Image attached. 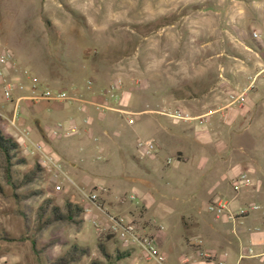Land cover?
<instances>
[{
  "label": "rangeland",
  "instance_id": "1",
  "mask_svg": "<svg viewBox=\"0 0 264 264\" xmlns=\"http://www.w3.org/2000/svg\"><path fill=\"white\" fill-rule=\"evenodd\" d=\"M222 17L216 0H0V51L9 50L14 61L5 69L7 77L25 87L36 82L64 90L80 100L53 103L65 112L59 118L50 113L48 119L44 102L20 101L19 110L25 109L12 125L16 90L11 102L0 95V131L18 144L19 157L26 161L15 168V176L36 163L43 169L37 182L14 192L41 195L19 201L0 172V264H47L73 244L89 254L71 264L104 261L96 249L99 242L111 257L115 248L129 251L127 258L110 264H153L138 250L103 238L106 215L133 221L160 250L163 243V251H177L178 264L182 256L199 261L198 250L212 252L207 259L225 264H264V242L250 238L262 224L251 215L264 208L241 223L207 210L220 200L240 216L247 204H260L261 198L250 195L255 182L264 180V88L261 99L234 123L236 117L224 106L235 89L219 83L226 76L221 59L237 51L232 44H219L216 27L224 23ZM250 35L260 38L255 30ZM115 81L121 83L120 107L133 115L99 114L93 107L88 114L72 110L76 104L86 106L88 91L97 96ZM175 109L193 116L213 112L204 125L159 114ZM57 123L76 132L53 137L49 131ZM140 141L153 144L151 155L137 148ZM255 148L259 156L253 162ZM51 161L60 165L57 180ZM255 163L262 175L251 172ZM240 171L252 185L234 192L230 179ZM94 191L98 198L92 203L86 197ZM45 198L55 205L64 199L78 205L81 223L54 225L32 238L34 210Z\"/></svg>",
  "mask_w": 264,
  "mask_h": 264
},
{
  "label": "built area",
  "instance_id": "2",
  "mask_svg": "<svg viewBox=\"0 0 264 264\" xmlns=\"http://www.w3.org/2000/svg\"><path fill=\"white\" fill-rule=\"evenodd\" d=\"M253 37H258L256 32L252 33ZM14 65L12 54L9 50L3 49L0 51V95L3 100L10 101L13 97V91L16 90L19 94L14 97V105L12 106V116L11 124L14 125L18 119L19 115V102L26 100L31 104H37L40 102L44 103H59L64 104L69 101H74V97H70L64 90H51L46 86L39 83L33 82L29 87H25L23 84L14 82L7 77L6 68L12 67ZM264 78V69L255 72L248 79L247 84L238 89L229 91L226 95L227 107H241L251 90L255 87L258 80ZM91 81H87V85L90 86ZM120 81L113 82L110 86L100 91L98 94L99 100L92 102L93 107L99 114H105L106 112H117L119 114H125L128 116L134 113L129 112L121 108L120 102ZM213 111L201 114V115H190L188 112L183 110H173L167 111L162 110L159 114L167 116L172 119L180 120L183 122H195L197 125H204L208 122V117ZM130 120V118L128 117ZM76 128L74 126H69L63 128L60 123H57L50 131L49 134L53 137H58L60 135L68 136L74 134ZM35 149H40L39 145H35ZM137 148L142 150L144 155H151L154 151V146L151 143L138 142ZM53 167L55 168L53 173V178L57 180L59 174L61 173L60 165L57 162L51 161ZM230 185L234 192H237L241 188L249 187L252 185L251 180L243 171L238 172L230 179ZM56 189H60L59 185H56ZM102 190V189H101ZM90 202L95 203L98 198V193L96 191L91 192L86 197ZM250 210H257L259 206L252 204L249 207ZM88 211V209H85ZM207 210L213 212L215 217L225 216L228 220H233L234 215L226 210L225 204L220 200H214L212 203L207 205ZM246 213L245 210H240V215ZM108 224L104 227V230L114 236L116 241L128 248L136 249L139 251L140 255L145 261L152 262L153 264H170L164 253L160 251L156 242L151 235L144 232V229L139 228L133 221L128 220L121 215H106ZM92 225L95 228H99V224L92 219ZM264 229V228H262ZM250 252V249H248ZM196 257L199 261H203L206 264H224L223 261L213 262L212 259H207L210 257L209 254L203 253L202 251H196ZM195 260V259H194ZM191 262V257L182 256L180 258L181 264H189Z\"/></svg>",
  "mask_w": 264,
  "mask_h": 264
},
{
  "label": "crops",
  "instance_id": "3",
  "mask_svg": "<svg viewBox=\"0 0 264 264\" xmlns=\"http://www.w3.org/2000/svg\"><path fill=\"white\" fill-rule=\"evenodd\" d=\"M217 5V13H222L223 17L221 19L224 20V23H219L216 27V29L220 30L221 36L219 38V44L222 45H229L232 44V46L236 47L237 54L231 55L225 58H222L221 61L224 62V73L225 77L222 78V81H220V85L223 84H229L227 86H231L232 89L238 90L242 88L245 85V80L252 75L254 72H258L262 69H264V0H216ZM231 30L230 36L225 35V33L228 34L227 31ZM252 30H255L259 32L260 38L258 40H254L251 38L250 32ZM230 63V64H229ZM226 65V66H225ZM261 82L259 84V82ZM255 84V87L251 90L249 93L245 103L242 105V107H227V110L232 111V115L235 118L234 123L237 124L239 119H242L245 114H248L249 110L253 105H255L260 97L259 90L264 88V78L258 80ZM259 84V85H258ZM125 93V92H124ZM19 94L18 91H16V94L14 96H17ZM88 95V99H84L86 101L85 105H79L76 104L72 107V110L83 112L84 114H88L90 112V109H92L93 105L92 102L99 100V96L93 95V92L88 91L86 93ZM213 100V99H212ZM74 101L77 103L80 102V100L76 97H74ZM83 100L82 102L85 103ZM122 101L125 103L128 101V97H122ZM179 102V100H176V103ZM31 104V103H30ZM80 104V103H79ZM35 105V104H32ZM54 105V106H53ZM85 106V107H84ZM21 110L25 109V105H22L20 107ZM94 108V107H93ZM41 109L44 111V118L48 119L51 116L50 113L55 114L57 113L56 117H62V113L65 112V110L59 106L58 104H47L41 106ZM77 109V110H76ZM73 112V111H71ZM57 118V119H58ZM88 120V119H87ZM251 158L253 162H256L255 160L258 159L259 151L257 148L252 150L251 152ZM251 172H254L255 174L258 173V175H262L261 168L258 166L257 163L255 165H252ZM238 173V172H237ZM234 173L231 178L237 174ZM255 186L253 188V198H261L260 204L257 202H252L251 204H247V208H241L240 210H245L246 213L238 216L236 215L234 217V221H239V223L245 221L250 216L249 214L255 210H250L249 207L252 204H256L259 206V209L264 208V191H262V183H264V180L262 178L258 179L255 182ZM225 204L226 210L230 212L229 208L233 209L235 207H227V204L222 201ZM244 205V204H243ZM257 209V210H259ZM224 219L228 220L225 216ZM219 218V217H216ZM251 218L254 219L256 222L260 221L262 222L261 225H256L254 228V231L256 233L250 234L251 241H255L256 243L264 242V212L255 213L251 215ZM230 220V221H233ZM170 239V238H169ZM165 246L162 243V249L160 250L162 253L165 254L166 258L169 260L170 264H178V256H176L175 250L173 252H167L163 251V248ZM203 253H207L210 255H213L212 252L204 250ZM180 257V256H179ZM217 261H223V259H215L213 262ZM224 262V261H223ZM189 264H206L203 261H197L195 260L191 261ZM225 264V262H224Z\"/></svg>",
  "mask_w": 264,
  "mask_h": 264
},
{
  "label": "trees",
  "instance_id": "4",
  "mask_svg": "<svg viewBox=\"0 0 264 264\" xmlns=\"http://www.w3.org/2000/svg\"><path fill=\"white\" fill-rule=\"evenodd\" d=\"M18 144L9 137H4L0 131V172L3 183L11 188L13 191V196L17 201L26 199L27 197H35L41 195L40 191H28V193L20 196L19 194L14 193L16 190L25 188L31 184L37 182L43 169L36 163L31 169L24 172L20 178L15 176L16 167L25 164V159L19 157L18 154ZM0 193H2V187L0 184ZM82 209L68 201L67 199L63 200L62 205H55L52 203L51 199L45 198L34 210V233L32 238L39 236L45 229L54 226V225H67L75 224L78 225L81 223L79 219ZM24 217V226L28 229L26 214L22 213ZM104 239H111L114 236L110 233H104L102 235ZM34 239H31V246L35 248ZM116 241V239L114 238ZM50 244H46L38 253L43 254ZM98 253L101 255L104 261L92 260L89 264H110V260L118 261L129 256V251L121 252L118 248L114 249V255L111 257L106 251L105 244L99 242L96 245ZM88 249L85 247L78 246L76 244L71 245L64 252L62 256L55 258L52 261H47V264H71L78 262L84 256H87ZM111 258V259H110Z\"/></svg>",
  "mask_w": 264,
  "mask_h": 264
}]
</instances>
